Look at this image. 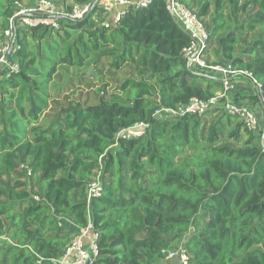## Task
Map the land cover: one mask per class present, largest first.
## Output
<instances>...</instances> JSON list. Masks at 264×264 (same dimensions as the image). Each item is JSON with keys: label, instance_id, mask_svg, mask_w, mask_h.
<instances>
[{"label": "trees", "instance_id": "16d2710c", "mask_svg": "<svg viewBox=\"0 0 264 264\" xmlns=\"http://www.w3.org/2000/svg\"><path fill=\"white\" fill-rule=\"evenodd\" d=\"M35 1L0 0V40L10 18ZM51 1L66 11L93 2ZM179 1L209 33L205 62L250 72L232 78L255 80L264 102V0ZM99 9L59 17L58 29L15 30L10 59L18 67L0 72V264L58 258L89 222L98 233L91 264H172L163 253L180 246L187 264H264L261 130L220 108L206 118L155 117L158 107L208 100L224 90L222 79L187 68L191 38L165 0L131 8L111 27ZM44 45L54 60L43 76L36 67ZM59 65L94 72L52 93L47 82ZM106 70L125 74L111 87ZM93 75L100 94L75 98ZM138 122L148 123L143 135L117 136ZM98 171L102 192L88 201Z\"/></svg>", "mask_w": 264, "mask_h": 264}, {"label": "built area", "instance_id": "2783aa9c", "mask_svg": "<svg viewBox=\"0 0 264 264\" xmlns=\"http://www.w3.org/2000/svg\"><path fill=\"white\" fill-rule=\"evenodd\" d=\"M71 5L70 11H66L63 6L57 5L51 0H36L31 4L22 5L19 11L10 18L9 26L3 32L0 40V62L10 48L12 50L14 49L16 28L44 23L51 25L54 29H58L59 17L68 16L73 20L81 19L86 15L90 7V4L78 5L71 3ZM97 5L106 17L109 16L108 18L105 17L102 24L105 27H111L116 25L131 8L145 6L146 4L139 0H99ZM170 12L177 24L191 38L189 46L183 50V57L186 59L187 66L189 68L194 67L198 70H206V72L222 78L224 90L218 92L208 100L192 97L188 103L181 104L175 109L158 107L153 115L157 118L182 116L187 113L203 116L207 111L220 108L222 112L236 116L243 122L246 129L254 132L260 130V119L257 114L250 107L234 101L230 94L232 85L229 78H232L234 74H242L250 77L251 73L243 70H235L230 64H207L203 58V52L207 50L209 33L200 18L192 9L179 0L171 1ZM17 15L18 17L15 19ZM10 54L5 62V66L8 70L12 71L16 70L18 66L10 59ZM252 83L259 87V84L255 80ZM147 127L148 123L138 122L121 129L117 133V136L123 138L138 137L146 132ZM101 192L102 185L100 171H98L96 176L87 184V200L89 201L94 196H100ZM97 238L98 233L93 230L90 222L85 227H79L78 232L72 236L64 253L58 258L50 260L47 264H91L98 256ZM162 259L172 264L174 260H177L176 264H187L186 249L180 246L176 249L167 250L163 253ZM39 262V264H43L42 260H39Z\"/></svg>", "mask_w": 264, "mask_h": 264}, {"label": "rangeland", "instance_id": "374dc122", "mask_svg": "<svg viewBox=\"0 0 264 264\" xmlns=\"http://www.w3.org/2000/svg\"><path fill=\"white\" fill-rule=\"evenodd\" d=\"M49 48H51L48 45H44V49H43V54H42V58L45 59L44 63L42 61H39L37 63V69L42 72L43 76L45 75L46 71L48 70V63L52 62L53 57L48 53V50H50ZM57 54V51H55V55ZM12 56V55H11ZM48 60V61H47ZM90 67H92L91 71L89 74H87V76H90L93 72H94V67L93 65H89L86 66L84 68H74V67H67L65 65H59L58 66V70L57 73L54 75V78L50 81L47 82V86H49L50 91L53 93L55 88L57 86H64L65 84H68L69 79H71L73 84H76V81L74 79V77L84 71L86 72L88 69H90ZM5 67L2 68V70ZM6 71V70H5ZM107 76L106 78L109 80V82L111 83V87H114V83H119L121 81V79L124 77V71L121 73H114L112 71H108L106 70ZM98 80L99 77L98 76H92L89 81L84 82V88L83 90L79 91L77 93L76 96H78V94H81L80 97H76L77 99H88L89 100L92 98L93 94L96 95V93H99V87L94 86V84H98ZM259 119H260V128L262 126V122H263V117L262 115H259ZM24 180L26 182H28L29 184H31L32 179H26L24 178ZM177 260L173 261V264H176Z\"/></svg>", "mask_w": 264, "mask_h": 264}, {"label": "crops", "instance_id": "0c3cea01", "mask_svg": "<svg viewBox=\"0 0 264 264\" xmlns=\"http://www.w3.org/2000/svg\"><path fill=\"white\" fill-rule=\"evenodd\" d=\"M95 16L97 18H99V19H102V20H104L105 17H106L105 14L102 13L101 9H99L97 11ZM108 17H106V18H108ZM14 52L15 51H13V53ZM203 56L205 57L206 55H203ZM211 57H213V56H211ZM191 69L193 71H196V72L200 71V70H198V69H196L194 67H191ZM2 72H3V70H2ZM4 72H7V71H4ZM231 85H232V91H231L230 94L233 97L234 101L250 107L257 114L258 117H259V115H262L263 121H264V112H263V110L261 108V105H260L259 101L255 102L252 99V96L254 94H257L256 88L254 87L252 82L247 77L236 76V77L232 78ZM235 94H237V99L234 97ZM155 98L158 99L157 96H155ZM206 114L207 113H205L203 115L204 118H206L208 116ZM262 125H263V122H262ZM260 130H262V126H261ZM260 130L255 131V132H259ZM50 260H52V259H44L43 260V264L49 263Z\"/></svg>", "mask_w": 264, "mask_h": 264}, {"label": "water", "instance_id": "95a60500", "mask_svg": "<svg viewBox=\"0 0 264 264\" xmlns=\"http://www.w3.org/2000/svg\"><path fill=\"white\" fill-rule=\"evenodd\" d=\"M98 1L99 0H93V2L90 4L89 10L87 11V13H86L85 16H87L91 12V10L93 9V7L95 5H97ZM139 1H142V2H144L147 5L152 0H139ZM171 1L172 0H165V4H166V7H167L168 10H170ZM11 51H12V48H10V50L8 51V53L1 60V62H0V72H1L2 68L5 66V62H6L7 58H8V56H9V54L11 53ZM187 68H189V67L187 66ZM91 69H92V67H90V69H88L85 73L86 74H89L90 71H91ZM219 79H222V78H219ZM229 79H231V78H229ZM254 87L256 88L257 98H258V101H259V103L261 105V108H262V110L264 112V102H263V99H262L261 94L259 92V88L256 85H254ZM260 143H261L262 150L264 151V121H263V125H262V130H261Z\"/></svg>", "mask_w": 264, "mask_h": 264}]
</instances>
